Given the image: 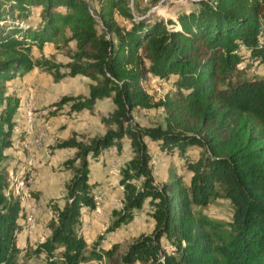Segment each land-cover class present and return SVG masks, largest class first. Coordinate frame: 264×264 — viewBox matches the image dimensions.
<instances>
[{
	"label": "trees",
	"instance_id": "16d2710c",
	"mask_svg": "<svg viewBox=\"0 0 264 264\" xmlns=\"http://www.w3.org/2000/svg\"><path fill=\"white\" fill-rule=\"evenodd\" d=\"M193 4L180 7L176 18H163L134 13L128 0H0V264H23L16 242L22 204L5 193L2 165L19 97L5 91V81L33 67L55 81L90 78L87 94L62 95L58 107L69 103L79 111L104 97L114 104L102 117L108 125L103 134L87 141L73 135L54 146L74 154L62 161L71 172L63 203L52 204L49 234L33 248L40 264L111 254L97 250V241L86 254L79 221L82 206L95 207L90 159L113 145L119 151L124 137L132 154L119 168L121 206L107 229L131 221L146 199L153 227L114 264H264V70L250 71L264 61V0ZM58 40L74 42L66 62L33 56L34 46ZM148 75L171 78L174 90L155 99L142 84ZM135 107H161L163 120L134 122ZM147 139L166 152L178 150L190 171L187 182L177 173L155 179ZM190 146L199 147L196 158L186 156ZM217 197L228 201V220L202 209Z\"/></svg>",
	"mask_w": 264,
	"mask_h": 264
},
{
	"label": "rangeland",
	"instance_id": "374dc122",
	"mask_svg": "<svg viewBox=\"0 0 264 264\" xmlns=\"http://www.w3.org/2000/svg\"><path fill=\"white\" fill-rule=\"evenodd\" d=\"M195 0H128L132 11L142 16H158L176 18V11L180 8L189 10ZM119 20L128 23L126 19ZM62 41L47 42L42 48L34 46V57L44 55L56 61L66 62L70 45H62ZM247 56L242 64L247 62ZM264 62V61H263ZM255 61L253 68H264V64ZM90 78L76 74L63 77L55 81L52 73L41 67H33L20 76L5 81V91L19 97V103L12 117L14 122L11 131V144L4 148L2 165L7 172L5 193L19 196L22 204L20 229L16 233V242L22 246L18 258L23 264H40L42 257H38L33 248L36 243L49 234L47 222L53 214L52 204H62L67 180L71 172L64 169L62 161L74 154V149L55 148L58 140L75 135L78 139L87 141L93 136L101 135L107 129L102 117L113 108L111 97L96 100L90 108L79 111L70 108L69 103L61 107L56 106L62 95H84L88 93ZM148 92L158 99L168 91L174 90L171 78L148 75L142 81ZM164 111L158 108L135 107L132 110L133 121L141 125L153 124L163 120ZM29 116V118H28ZM152 153V168L158 182L168 180L172 173L182 177L187 182L190 171L184 164V157L174 148L166 152L155 141L147 139ZM199 147L190 146L185 154L188 158L198 156ZM128 137L123 138L122 148L116 146L104 148L98 157L90 159V181L93 192L101 190L104 194L99 210L95 211L82 206L79 229L86 242V254H89L92 244L97 241L99 251L111 250V254L103 253L100 259H84L78 264H114L120 253L140 234L148 233L153 227V219L148 214L150 208L148 199L133 219L123 223L118 228L108 230L112 221L113 210L121 206L122 186L119 183L121 165L131 156ZM31 190L37 196L31 195ZM94 194V193H93ZM209 216L228 220L231 212L228 201L217 197L202 207ZM166 247L170 245L163 239ZM171 248V247H170ZM134 264H139L135 262Z\"/></svg>",
	"mask_w": 264,
	"mask_h": 264
},
{
	"label": "built area",
	"instance_id": "2783aa9c",
	"mask_svg": "<svg viewBox=\"0 0 264 264\" xmlns=\"http://www.w3.org/2000/svg\"><path fill=\"white\" fill-rule=\"evenodd\" d=\"M28 118H29V116H28ZM103 197H104V194L101 192V190L94 192L93 198L95 200V211L99 210V204H100V202H102Z\"/></svg>",
	"mask_w": 264,
	"mask_h": 264
},
{
	"label": "crops",
	"instance_id": "0c3cea01",
	"mask_svg": "<svg viewBox=\"0 0 264 264\" xmlns=\"http://www.w3.org/2000/svg\"><path fill=\"white\" fill-rule=\"evenodd\" d=\"M263 64H264V62H261V63H260V65H263ZM257 70H264V68H259V67H258Z\"/></svg>",
	"mask_w": 264,
	"mask_h": 264
}]
</instances>
